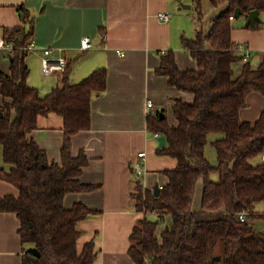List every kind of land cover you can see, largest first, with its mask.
<instances>
[{
  "label": "trees",
  "instance_id": "1",
  "mask_svg": "<svg viewBox=\"0 0 264 264\" xmlns=\"http://www.w3.org/2000/svg\"><path fill=\"white\" fill-rule=\"evenodd\" d=\"M192 4L197 12L194 39L183 38V47L197 61L198 68L181 70L169 51L158 75L169 85L192 93V104L177 100L173 112L178 126L166 118L149 115L148 130L166 137L158 155L178 161L165 171L169 183L156 196L137 185L133 198L145 216L131 235L129 254L136 264H264V232H257L250 220L264 219L256 210L264 202V162L252 161L264 154V112L255 122L243 121L252 92L264 95V60L258 67L235 49L232 34L237 8L244 14H264V0H177ZM227 8L204 27V2ZM26 27L5 29L4 39L14 46L11 74L0 70V145L9 171L0 169V178L13 184L19 195L0 200V212L15 213L20 220L23 264H93L95 242L83 250L78 243V225L98 212L81 203L65 206L68 194L91 192L96 186L80 181L89 159L85 152L74 157L72 139L92 127V100L107 89L108 72L99 69L78 84L69 81L68 64L62 86L42 96L28 85L29 45L34 21L26 13ZM264 27L257 23L255 28ZM249 28H253L249 26ZM58 114L65 120L61 163L50 161L47 152L31 137L41 116ZM216 150L217 164L207 157V147ZM217 176V179H214ZM203 181L201 211L193 210L196 189ZM156 214L151 220L148 214ZM247 214L248 222L238 216ZM162 228V230H161ZM222 242V257L214 253ZM36 248V257L29 252ZM219 259V260H218Z\"/></svg>",
  "mask_w": 264,
  "mask_h": 264
},
{
  "label": "crops",
  "instance_id": "2",
  "mask_svg": "<svg viewBox=\"0 0 264 264\" xmlns=\"http://www.w3.org/2000/svg\"><path fill=\"white\" fill-rule=\"evenodd\" d=\"M204 5L215 10L222 8L208 1L203 8ZM191 9H184L177 0H0V38L4 39L5 29L27 26L24 13L34 21L31 41L35 40L39 50L32 58L31 53L27 56L28 85L37 88L42 96L62 86L64 80L62 72L49 77L41 72L37 78L42 48H53L55 56L67 59L73 85L96 70L108 72L106 91L92 100L91 129L72 139L73 156L85 152L89 159L80 181L96 188L65 198L68 209L81 203L98 212L78 225L82 234L79 250L95 242L97 258L93 264H136L129 254L131 235L145 214L137 210L133 194L138 184L149 191H154L156 185L164 188L169 183L164 172L178 166L177 159L157 154L161 147L159 138L149 132L147 119L149 115L160 116L171 126H178L173 112L176 101H195L194 94L170 86L167 76L157 74L169 51L174 52L181 70L198 68L197 61L183 47V38L194 39L200 28L189 12ZM159 14H169L171 18L164 21ZM260 15L264 20V14ZM214 18L204 20L206 30L211 29ZM233 26L236 47L244 45L250 49V62L258 67L264 60V27L249 28L245 16L234 18ZM84 38H89L94 47L83 50ZM10 55L0 48V70L7 75L11 74ZM148 101H153L155 107L149 108ZM3 103L0 95V106ZM247 104L241 119L257 121L264 112V95L252 92ZM64 128V118L52 113L39 117L38 128L31 133L50 161L61 163ZM140 153H145L144 161L139 158ZM259 157L264 162V154ZM135 163L142 165L143 174H137ZM3 168L11 169L4 161V148L0 145V169ZM203 188V181H199L195 212L201 211ZM18 195L13 184L0 178V200ZM257 212L263 213L264 208ZM250 222L257 232H264V219ZM20 227L15 213L0 212V264H23L25 247Z\"/></svg>",
  "mask_w": 264,
  "mask_h": 264
},
{
  "label": "built area",
  "instance_id": "3",
  "mask_svg": "<svg viewBox=\"0 0 264 264\" xmlns=\"http://www.w3.org/2000/svg\"><path fill=\"white\" fill-rule=\"evenodd\" d=\"M159 17L163 19L164 21H169L171 16L169 14H159ZM94 47V44L89 38H84L82 41V49L83 50H89ZM0 48L6 49L10 54L14 51V46L12 44H9L6 42L5 39L0 38ZM236 51L243 55V58L241 59V62L243 64L250 61L251 58V51L244 45H238L235 47ZM26 50L29 53H37L38 45L36 44L35 40H32L29 45L26 47ZM42 71L44 76L49 77L55 75L57 72L64 73L67 66L68 61L63 56H55V50L53 48H42ZM148 107L154 108L155 103L153 101H148ZM157 138L160 137V134L155 135ZM139 158L143 161L145 160V153H140ZM135 170L137 174L141 175L144 172V169L140 163H135ZM163 189V187L160 188V190ZM238 219L241 222H248L247 214L242 213L238 216Z\"/></svg>",
  "mask_w": 264,
  "mask_h": 264
},
{
  "label": "rangeland",
  "instance_id": "4",
  "mask_svg": "<svg viewBox=\"0 0 264 264\" xmlns=\"http://www.w3.org/2000/svg\"><path fill=\"white\" fill-rule=\"evenodd\" d=\"M207 5V4H206ZM206 5H204V20L206 19V20H208V18H214V17H216L218 14H220L221 13V10L223 11L224 9H225V6H222V8H220V9H214V8H205L206 7ZM217 11V12H216ZM190 13H191V15L193 16V18L197 21V12H196V8L195 7H193V9H191L190 11H189ZM215 15V16H214ZM243 19V18H242ZM211 20V19H210ZM209 23V22H208ZM34 55H36V53L35 54H33V53H31L30 54V58H32ZM41 64L39 63L38 64V71H39V77L35 74V72H34V74L37 76V78L39 79L40 78V73L42 72V75L44 76V74H43V71H42V59H41ZM45 77V76H44ZM207 157L210 159V161L212 162V164H214V165H216L217 164V154H216V150L214 149V147L211 145V144H209V146L207 147ZM260 161H262V157H259V158H255L253 161H252V163H254V164H260V163H262V162H260ZM196 203H198V198H197V200H196ZM264 208V202H261V203H258L257 204V210H262ZM145 211H143V213H144ZM145 214V213H144ZM148 217L151 219V220H156L157 219V215L156 214H148ZM161 230H162V228H161ZM222 242H220L219 244H218V246H216V248H215V251H214V253L216 254V255H218V256H221L222 257V251H223V248H222ZM221 264H224V261H221Z\"/></svg>",
  "mask_w": 264,
  "mask_h": 264
},
{
  "label": "water",
  "instance_id": "5",
  "mask_svg": "<svg viewBox=\"0 0 264 264\" xmlns=\"http://www.w3.org/2000/svg\"><path fill=\"white\" fill-rule=\"evenodd\" d=\"M182 7L184 9H191L192 5L182 3ZM242 16H245L247 18V26L256 27L257 23H264V20L262 19L260 12L258 10H253V11H250L248 14H244V12L240 8H237L236 13H235V18L239 19ZM159 142H160V146L164 147L167 142L166 137L160 136ZM154 193L156 196L160 195V187L158 185L155 186ZM29 252L36 257L41 256V253L36 248H30Z\"/></svg>",
  "mask_w": 264,
  "mask_h": 264
},
{
  "label": "bare ground",
  "instance_id": "6",
  "mask_svg": "<svg viewBox=\"0 0 264 264\" xmlns=\"http://www.w3.org/2000/svg\"><path fill=\"white\" fill-rule=\"evenodd\" d=\"M46 77V76H45ZM163 115V114H162Z\"/></svg>",
  "mask_w": 264,
  "mask_h": 264
}]
</instances>
